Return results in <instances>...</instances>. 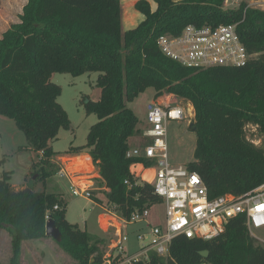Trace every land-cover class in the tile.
<instances>
[{"label": "trees", "instance_id": "trees-1", "mask_svg": "<svg viewBox=\"0 0 264 264\" xmlns=\"http://www.w3.org/2000/svg\"><path fill=\"white\" fill-rule=\"evenodd\" d=\"M153 1L154 11L147 1L135 4L145 19L124 31L121 0H27L20 21L0 37V116L13 120L29 148L42 153L34 167L40 166L37 180L45 186L61 170L52 143L62 129L71 127L53 75L99 74L100 99H84L87 114H95L98 122L90 128L86 144L66 154L91 156L108 190L105 202L94 196L93 201L127 221L162 202L154 185L130 170L136 163L154 162L127 157L133 143L144 138L128 105L148 88L155 90V99L173 95L193 106L196 149L187 168L201 176L210 198L242 195L264 184V141L257 146L247 137L249 126L264 137V12L246 10L245 4L225 10L224 0ZM191 24H238L252 59L244 67L196 70L164 56L159 38L176 36ZM10 179L6 172L0 178V229L11 232L8 264H24V243L49 238V220L62 234L57 244L76 264L101 263L103 240L68 222L61 194L29 186L18 189ZM203 251L209 252L208 258L200 255ZM205 263L264 264V245L250 236L246 217H239L217 239L181 236L167 258L151 254L149 261L137 264Z\"/></svg>", "mask_w": 264, "mask_h": 264}, {"label": "built area", "instance_id": "built-area-1", "mask_svg": "<svg viewBox=\"0 0 264 264\" xmlns=\"http://www.w3.org/2000/svg\"><path fill=\"white\" fill-rule=\"evenodd\" d=\"M243 4L246 5V10L264 12V0H224L222 7L225 10H238ZM237 27L238 24L217 27H197L191 24L176 36L160 37L158 46L164 56L190 69L244 67L252 56L242 42ZM186 119V111L180 106L156 102L148 106L150 128L144 133V137L149 141L130 150L127 157L154 162V191L166 206V224L150 225L148 233H139V249L125 254L124 245L129 241L126 226L147 219L149 211L135 213L127 221L117 216L113 210L103 207L108 219L105 221L106 230L112 234V243L100 264L145 263L149 261L151 254L167 258L176 238L183 236L202 241L217 239L225 233L229 222L239 217H246L250 236L264 245V241L261 240L260 243L254 234L255 230H264V184L242 195L226 194L210 198L207 186L198 173L190 171L186 166L171 164L167 141L168 123ZM59 174L68 177L62 167ZM71 187L74 196L93 199L94 184L84 188L72 184ZM59 209L58 205L54 207L56 211Z\"/></svg>", "mask_w": 264, "mask_h": 264}, {"label": "rangeland", "instance_id": "rangeland-1", "mask_svg": "<svg viewBox=\"0 0 264 264\" xmlns=\"http://www.w3.org/2000/svg\"><path fill=\"white\" fill-rule=\"evenodd\" d=\"M135 0H121L122 3V24L124 31L136 28L145 19L133 4ZM141 1V0H137ZM150 3L152 11L156 10V4L153 0H144ZM27 4V0H0V37L10 26L20 21V16ZM99 74L87 73L80 77H73L69 74L55 73L52 82L62 89L58 102L66 111L71 122L70 129H62L57 140L52 143V148L57 157L66 155L71 147H80L86 144L90 128L98 122L95 114L88 115L84 107V99L97 102L101 96V89L97 84ZM155 90L148 88L139 95L133 102L129 103V108L137 116L139 123L137 129L145 133L149 128L148 106L153 103H160L168 106H180L185 109L187 119L185 121H169L168 123V147L170 162L174 166H187L195 159L196 149V122L194 121V109L190 104L179 102L173 95H163L158 99L154 98ZM194 125L196 131L190 130ZM247 137L257 146H262L264 137L261 136L254 126L247 128ZM149 140L144 137L133 143L135 148L144 145ZM88 154V153H87ZM54 160L58 163L61 160ZM42 158V153L29 148L24 133L19 130L13 120L0 116V178L3 173H9L11 184L18 188H26L33 181L36 170L34 164ZM96 170H98L95 167ZM131 173L140 180L155 184L156 166H147L144 163H136L131 166ZM75 180L87 181L93 179L82 168H75ZM90 177V178H86ZM149 180V181H147ZM94 199L106 201V190L100 178L93 179ZM143 181V180H142ZM34 190L42 192H55L61 194L67 203L66 218L72 225L78 226L80 230L87 231L92 236L103 240L102 252L106 254L112 243V234L106 230V225L102 221V226L98 222V215L102 210L98 204L92 200L73 195V189L67 177L59 173L48 180L47 186L41 180H34ZM97 204V205H96ZM114 212V211H113ZM115 213V212H114ZM166 224V206L163 202H157L149 208V217L143 221L128 224L129 241L125 243L123 252L131 254L139 249L137 235L139 233H148L149 226H165ZM255 236L258 241H264V230H255ZM148 242V241H146ZM261 243V242H260ZM11 232L0 229V264H8L11 257ZM22 260L24 264H76L75 261L67 255L52 238H45L37 241H29L23 244ZM209 264V263H205Z\"/></svg>", "mask_w": 264, "mask_h": 264}, {"label": "crops", "instance_id": "crops-1", "mask_svg": "<svg viewBox=\"0 0 264 264\" xmlns=\"http://www.w3.org/2000/svg\"><path fill=\"white\" fill-rule=\"evenodd\" d=\"M136 3H137V0H135L133 2L134 5ZM57 158H58L57 160H61L59 162L61 167L68 173L67 179H68V181H69V183L71 185L72 184H77L78 186H80L82 188L89 187L92 184H94L93 179H95V177L100 178L99 170L95 169V166H94V164L92 162V158L87 153L80 154V155L66 154V155H63V156H60V157H57ZM76 165L80 166L83 170H85L88 174H90L92 176L93 179L87 181V183H89L90 185H86V181L85 180H82V181L75 180V179H77V177H74V173H75L74 171H75ZM86 178H90V177H86ZM141 179L144 182H146L145 181L146 179H143V178H141ZM147 181H149V180H147ZM97 206H99V208L102 210V212L99 213L97 218H98V222H99L100 226H102V228H103V225H102L103 222L102 221H104V223H105V221L108 220V219H107V216L105 215L106 213H104V210H103L104 208L101 205H97Z\"/></svg>", "mask_w": 264, "mask_h": 264}, {"label": "water", "instance_id": "water-1", "mask_svg": "<svg viewBox=\"0 0 264 264\" xmlns=\"http://www.w3.org/2000/svg\"><path fill=\"white\" fill-rule=\"evenodd\" d=\"M190 130L196 131L193 124L190 126ZM36 179H37V176H35L33 181H31L29 188L34 189V180H36ZM46 236L54 239L57 243H60L62 240V234L59 231V229L56 227L53 220H49L46 224ZM200 255L204 258H208L209 252L203 251V252H200Z\"/></svg>", "mask_w": 264, "mask_h": 264}, {"label": "bare ground", "instance_id": "bare-ground-1", "mask_svg": "<svg viewBox=\"0 0 264 264\" xmlns=\"http://www.w3.org/2000/svg\"><path fill=\"white\" fill-rule=\"evenodd\" d=\"M187 167V166H186ZM78 168H81L80 166H78ZM92 201H93V199H92ZM99 205V204H98Z\"/></svg>", "mask_w": 264, "mask_h": 264}]
</instances>
